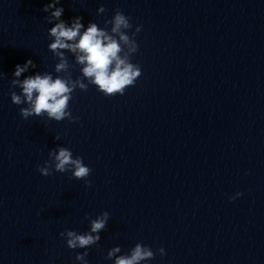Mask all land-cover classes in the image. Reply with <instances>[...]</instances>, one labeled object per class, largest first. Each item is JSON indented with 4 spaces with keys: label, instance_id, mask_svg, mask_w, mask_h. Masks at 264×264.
Instances as JSON below:
<instances>
[{
    "label": "water",
    "instance_id": "1",
    "mask_svg": "<svg viewBox=\"0 0 264 264\" xmlns=\"http://www.w3.org/2000/svg\"><path fill=\"white\" fill-rule=\"evenodd\" d=\"M50 2L0 0V264H79L85 251L114 264L113 247L137 244L155 254L141 264H264V0H60L69 26L105 29L119 9L129 36L141 28L130 61L141 76L122 96L77 88V123L25 120L11 101L17 65H36L21 80L57 75ZM59 147L83 159L91 187L40 175ZM104 212L98 244L68 249L59 234L86 233Z\"/></svg>",
    "mask_w": 264,
    "mask_h": 264
},
{
    "label": "clouds",
    "instance_id": "2",
    "mask_svg": "<svg viewBox=\"0 0 264 264\" xmlns=\"http://www.w3.org/2000/svg\"><path fill=\"white\" fill-rule=\"evenodd\" d=\"M60 0H51L44 8L47 23L54 26L49 30V38L53 41L49 44V51L58 59L55 65L54 78L50 73L36 74L20 79L22 74L34 69L36 65L28 60L23 66L17 65L11 80L12 88H19L20 94L15 91L10 93L12 104L16 106L27 105L20 108V116L27 120L29 117H44L56 122L69 120L77 123L78 118L73 117L68 110L73 92L79 88L87 91L88 85H94L98 91L107 97L124 95L126 88L134 86L141 76V68L138 64L131 63V57L138 51L136 35L141 31L137 27L132 35L130 17L125 16L119 9L115 10L111 20L105 21V29L98 27L96 23H89L87 29L81 23L82 17L72 20L70 26L61 19L64 9L57 7ZM106 9L101 6L97 15L103 14ZM111 25L110 30L107 26ZM65 53H70L75 58V65L80 66L81 77L73 80L70 69L73 67ZM62 74V75H61ZM87 80V84L83 82ZM56 140L59 137H55ZM49 158L37 171L41 176L49 177L56 173L71 172L75 180L85 181L86 187H91L88 177L91 169L83 164L81 157L73 158L72 152L64 147L52 149ZM243 195L237 193L235 199ZM85 219H89L85 217ZM110 215L104 212L95 219H90V230L83 234L66 230L59 235L66 240V246L70 250L87 249L101 240L99 235L106 229ZM161 257L166 253L163 248L158 249ZM121 248L113 247L106 259L113 260L114 264H141V262L154 259V252L150 247L137 244L129 254L120 255ZM88 252L77 254L75 259L79 264H88L86 257Z\"/></svg>",
    "mask_w": 264,
    "mask_h": 264
}]
</instances>
